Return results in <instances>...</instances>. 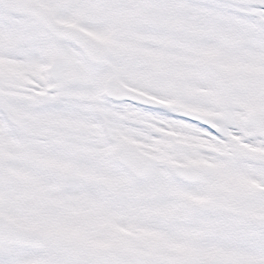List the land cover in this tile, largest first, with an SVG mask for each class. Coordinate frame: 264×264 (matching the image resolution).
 <instances>
[{"label":"snow or ice","instance_id":"snow-or-ice-1","mask_svg":"<svg viewBox=\"0 0 264 264\" xmlns=\"http://www.w3.org/2000/svg\"><path fill=\"white\" fill-rule=\"evenodd\" d=\"M0 264H264V0H0Z\"/></svg>","mask_w":264,"mask_h":264}]
</instances>
